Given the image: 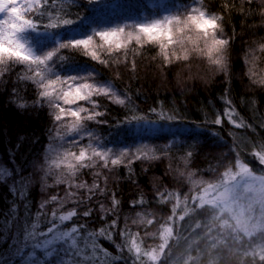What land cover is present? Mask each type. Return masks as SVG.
<instances>
[{
  "label": "snow or ice",
  "instance_id": "snow-or-ice-1",
  "mask_svg": "<svg viewBox=\"0 0 264 264\" xmlns=\"http://www.w3.org/2000/svg\"><path fill=\"white\" fill-rule=\"evenodd\" d=\"M96 2L0 0V87L19 66L12 88L16 107L27 109L19 89L31 86L36 93L32 107L48 109L52 127L48 131V155L39 165L42 189L64 188L62 195L57 191L42 201L32 221L22 225L19 237L14 232L12 235L18 242L22 238L25 246L42 250L44 257H51L48 264H223L226 259L234 264H264V174H255L264 173V136L239 117L227 93L223 115L236 129H251L255 136L248 138L247 131L229 133L234 137L229 151L221 153L218 165L209 169L213 180L197 178L200 174L189 168L193 153L187 151L182 157L184 168L174 171L177 190L162 189L154 183L153 201L141 193L130 202L131 209H140L131 220L136 231L129 226L128 216L120 225V201L114 192L111 205L104 202L110 192L108 182L121 166L129 169L131 178L134 160L167 157L172 150L167 145L155 151L147 145L115 149L102 143L92 126L107 124L102 117L108 115V110L97 98H106L126 111H132V101L111 78L101 79L96 65L112 68L123 64L135 72V56L142 55L145 46L155 45L165 65L197 55L209 66L227 73L230 39L224 36L223 16L211 13L205 0H174L170 7L161 5L165 8L163 14L109 23L71 10ZM260 51L264 53V44ZM247 75L253 84L264 86V78L257 79L251 67ZM149 111L158 120H176L174 111L171 115L157 108ZM133 123L144 131L142 124L155 125L157 121L133 112L130 118L117 121L116 126ZM211 123L221 125L219 115ZM260 127L264 128V123ZM248 157L257 160L260 167L253 168ZM172 173L170 166L166 175ZM86 174L91 182L84 178ZM33 175L29 172L26 178L22 171L0 166V184L10 183L9 191L17 200L26 199ZM183 184H190L189 191L194 189V194L180 192ZM97 197L103 198L97 200L103 224L92 229L86 221L75 223L77 217L92 216L96 211L92 201ZM153 205H171L170 214H156L150 210ZM16 208L14 202L0 225V244L19 251V244L13 245L3 236V231L11 232L18 220ZM203 216L208 217L207 222H201ZM186 218L196 219L188 235L187 222L179 223ZM45 224L47 227L42 228ZM193 236L196 238L191 239ZM157 238L159 242L155 243ZM101 240L112 244L115 253ZM149 240L154 242L149 244ZM0 264H6L2 256Z\"/></svg>",
  "mask_w": 264,
  "mask_h": 264
},
{
  "label": "trees",
  "instance_id": "trees-1",
  "mask_svg": "<svg viewBox=\"0 0 264 264\" xmlns=\"http://www.w3.org/2000/svg\"><path fill=\"white\" fill-rule=\"evenodd\" d=\"M173 2L174 0H97L94 4L71 10L82 12L86 17L95 15L99 22L109 23L163 14L165 8L161 5L170 7ZM205 2L211 13L223 16L224 36L230 39L229 67L226 77L224 72L209 66L205 59L197 55H193L188 61L165 65L155 45L145 46L142 55L135 56V72L130 71L123 64L112 68L96 65L101 79L111 78L118 89L128 92L132 101L129 105L132 111H126L123 106L112 104L106 98H97L108 110V115L102 117L108 123L92 126L96 135L102 138V143L115 149L147 145L155 151L157 147L163 148L167 145L172 150L167 157L150 161L134 160L131 165V178L128 175L129 169L121 166L108 182L110 192L104 202L110 206L111 194L115 193L120 201V225L123 226V218L128 216L132 231H136L137 226L132 225L131 220L136 218V211L140 209H131L130 202L138 199L141 193L150 202L153 201L154 183L162 189L166 187L168 190H177V184L173 179L174 171L177 168H184L182 157L187 151L193 153L189 168L200 174L197 178L213 180L214 175L209 169L218 165L221 153L229 151L234 138L229 133L247 131L248 138L255 136L251 129H236L223 115L226 93L239 117L264 136V128L260 127L264 123V86L253 84L247 75L251 67L257 79L264 78V53L260 51V45L264 44V15H262L264 2L262 0H251V3L248 0H205ZM253 50L252 59L246 63L245 58L249 57ZM199 62H205L208 70L205 71ZM20 70L19 66L14 69L5 77L7 84L0 87V166L7 165L9 168H14L17 173L22 171L26 178L29 172L34 173L29 178L31 181L29 190L23 201L17 200L9 191L12 187L10 183L0 184V225L3 224V219L9 216L12 204L15 202L17 205L18 220L13 223L11 232L3 231V236L11 240L13 245L23 241L21 238L18 242L15 237L20 236L22 225L30 223L35 217L40 209L41 200H45L57 191L62 195L64 191L62 185L58 188L42 189L43 172L39 170V165L44 163L47 156L46 152L50 144L48 131L52 127V119L46 107H32L36 93L31 86L27 89L23 87L19 89L20 97L28 104L27 109L16 107L12 88L16 72ZM152 108H157L158 112H167L169 115L174 111L176 120H158L157 115L149 111ZM133 112L137 116L145 117L146 120H156V126L144 123L141 125L145 129L142 132L133 131L136 123L116 126L117 121L130 118ZM218 115L222 121L219 126L211 123ZM184 127H190L192 130L185 133ZM156 154L160 156V153ZM248 158L253 168L260 167L257 160ZM170 166L173 173L166 175ZM223 170V168L219 169L220 172ZM255 174L264 173L257 171ZM84 178L91 182V176L86 174ZM48 183H52L51 179ZM190 188V184H183L178 190L191 196L195 190L190 192ZM100 199L103 198L97 197L92 201L96 211L91 217H77L74 222L86 221L90 228L98 229L103 224L97 204V200ZM51 208L52 205H49V212ZM170 208L171 205H153L150 210L166 217L170 214ZM107 219L110 221L112 217L109 216ZM199 219L201 222H207L208 217L203 216ZM186 222L189 231L185 235H188L195 227L196 219L186 218V221H179L180 224ZM46 227V224L42 225V228ZM13 232L15 237L12 235ZM195 238L191 237V239ZM115 239L119 241V235ZM153 242L148 241L149 244ZM158 242L157 238L155 243ZM100 243L115 253L116 249L112 244L105 240H101ZM11 249L14 248L8 244H0V256L4 258L6 264H22L21 260L25 255L12 253ZM26 249L37 251V260H35L37 264H48L52 261L51 257H44L40 249H33L30 246H26ZM204 264L207 262L205 261ZM223 264H234V261L226 259Z\"/></svg>",
  "mask_w": 264,
  "mask_h": 264
},
{
  "label": "rangeland",
  "instance_id": "rangeland-1",
  "mask_svg": "<svg viewBox=\"0 0 264 264\" xmlns=\"http://www.w3.org/2000/svg\"><path fill=\"white\" fill-rule=\"evenodd\" d=\"M262 2H264V0H262ZM253 55H254V50L250 53V56L248 57V62L252 59ZM199 64H200V66H202V68L205 69V71L208 70V67L206 66L205 62H199ZM224 74H225V77H226L227 73H224ZM211 76H212V74H211ZM154 126H156V125H154ZM162 126H164V125H162ZM190 130H192V128L184 127V131L183 132L188 133ZM133 131L134 132H142V131L138 130L137 127L133 128ZM148 132L149 131H147V133ZM48 148H49V146H48ZM48 148H47V152H46L47 155H48ZM42 201L43 200H41V203H42ZM10 252L15 253L17 255H25V257L22 258V260H21L22 264H32V262L34 260H37V251H35V250L34 251L33 250L32 251H28L26 249L25 243L23 241L19 244V251H17L14 248V249H11Z\"/></svg>",
  "mask_w": 264,
  "mask_h": 264
}]
</instances>
